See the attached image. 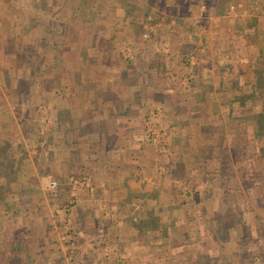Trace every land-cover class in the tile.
<instances>
[{"label":"crops","instance_id":"0c3cea01","mask_svg":"<svg viewBox=\"0 0 264 264\" xmlns=\"http://www.w3.org/2000/svg\"><path fill=\"white\" fill-rule=\"evenodd\" d=\"M88 4L78 2V16H72L70 0H0V63L7 57L3 51L15 59L17 52L31 56V75L38 78L0 79V133L11 125L21 129L22 121H32L34 112L45 108L49 173L67 181L72 176L90 180V187L77 191V208L68 211L76 217L85 213L84 223L100 231H113V221L105 220L108 215L126 216L130 223L133 215L155 205H175L178 190L171 187L189 178L199 152L231 147L233 107L264 103V16L250 15L253 0L239 2L235 8L240 15L217 17L201 15L203 7L198 3L186 12V0H165L160 12L168 23L161 38L172 46L180 39L186 44L181 49H189L171 51L173 66L169 59H162V69L154 70L118 65L112 63L110 51H94L112 27L109 18L83 16ZM203 39H207L205 46ZM189 55L205 61L185 67L180 60ZM97 56L102 58L95 65ZM108 56L109 61L104 58ZM168 70L180 80L185 75L189 79L169 83ZM16 71L29 70L19 66ZM148 82L153 85L147 86ZM258 82L259 96L252 99ZM16 88L22 90L15 95ZM43 88L51 92L46 90L44 96ZM157 109L171 137L166 154L150 144L146 135L148 117ZM21 143L12 154L20 158L22 167ZM33 157H38L37 152ZM23 226L18 225L17 234L27 231ZM34 230L27 241L38 245L42 235L40 228Z\"/></svg>","mask_w":264,"mask_h":264},{"label":"rangeland","instance_id":"374dc122","mask_svg":"<svg viewBox=\"0 0 264 264\" xmlns=\"http://www.w3.org/2000/svg\"><path fill=\"white\" fill-rule=\"evenodd\" d=\"M81 1L89 3L84 8L87 13L83 11L86 18L92 14L101 21L109 18L110 33L97 41L94 51H110L107 54L111 55L112 63L137 64L139 68L149 66L157 70L162 69V59H169L173 66L171 51L189 49H181L186 44L180 39L174 40L172 46L161 38L165 35L163 26L168 23L160 12L164 11L161 7L165 0H70L72 16H78ZM186 1V12L198 3L203 7L201 15L214 17L240 15L235 7L242 2ZM253 1L255 8L250 15L264 16V0ZM217 47L221 50L220 45ZM3 52L7 57L0 63V69L3 67L0 79H38L37 75H31V56L23 57L17 52L15 59ZM93 58L97 65V59L102 57ZM104 58L110 60L109 56ZM201 60L205 61L189 55L187 60L180 61L187 67L204 63ZM19 66L28 67L29 71H16ZM45 77L43 74L42 78ZM165 77L171 79L167 80L169 83L189 79L185 75L180 80L171 70L165 71ZM150 84L153 85L148 82L147 86ZM13 90L16 95L22 89ZM46 90L51 92L43 88L44 96ZM263 107L264 103L233 107L231 147L226 151L221 148L211 153L199 152L200 161L197 159V165L190 169L189 178L171 187L178 190L174 194L178 197L175 205H155L150 211L146 209V215V212L133 215L130 223L126 216L119 219L114 214L108 215L105 220L113 221V231L106 228L100 231L96 225L85 224V213L77 217L70 214L71 207L77 208L79 192L73 196L71 191L70 179L74 176L67 181L48 171L45 108L34 112L32 121H22L21 129L8 126L5 133H0V264H264V155L260 152L264 137L256 135L258 127L254 119ZM148 118V140L166 154L171 137L160 122V111L157 109ZM20 142L24 147L22 154L18 152L24 159L22 167L20 158L16 160L12 154ZM8 148L11 157L6 153ZM36 152L38 157H33ZM51 181L58 184L56 192L50 189ZM107 222L104 226H108ZM126 223L130 226L128 229ZM18 225H27L23 226L27 231L17 234ZM39 228L41 245H34V241L31 244L27 236L32 229Z\"/></svg>","mask_w":264,"mask_h":264},{"label":"built area","instance_id":"2783aa9c","mask_svg":"<svg viewBox=\"0 0 264 264\" xmlns=\"http://www.w3.org/2000/svg\"><path fill=\"white\" fill-rule=\"evenodd\" d=\"M57 186L58 184L56 181H51L50 189L52 190V192H56ZM70 186H71L72 194L73 196H75V193L79 189L90 187V180L87 177H83V178L72 177L70 179Z\"/></svg>","mask_w":264,"mask_h":264},{"label":"trees","instance_id":"16d2710c","mask_svg":"<svg viewBox=\"0 0 264 264\" xmlns=\"http://www.w3.org/2000/svg\"><path fill=\"white\" fill-rule=\"evenodd\" d=\"M258 85H259V82H258L257 86H256V84H254L253 92H252V95H251L252 99H255L256 97L259 96ZM262 92L264 94V89L262 90ZM254 119L256 120V125L258 127L256 135L259 136V137H264V107L261 108L260 113H258L254 117ZM263 147L260 150L262 155H264V148Z\"/></svg>","mask_w":264,"mask_h":264}]
</instances>
